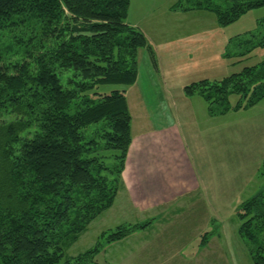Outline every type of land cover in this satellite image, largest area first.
Segmentation results:
<instances>
[{
	"label": "trees",
	"instance_id": "obj_1",
	"mask_svg": "<svg viewBox=\"0 0 264 264\" xmlns=\"http://www.w3.org/2000/svg\"><path fill=\"white\" fill-rule=\"evenodd\" d=\"M129 4L0 0V31L38 27L22 53H0V264H90L104 244L148 224L118 225L91 248L65 254L112 206L132 140L126 88L137 81L138 50L153 49L127 22ZM262 6L264 0H195L173 9L210 11L228 25ZM104 85L116 87L100 92ZM184 92L202 97L210 115L246 109L264 98V60ZM230 95L239 97L234 105ZM238 217L252 264H264V194L246 200Z\"/></svg>",
	"mask_w": 264,
	"mask_h": 264
},
{
	"label": "rangeland",
	"instance_id": "obj_2",
	"mask_svg": "<svg viewBox=\"0 0 264 264\" xmlns=\"http://www.w3.org/2000/svg\"><path fill=\"white\" fill-rule=\"evenodd\" d=\"M193 1L130 0L127 22L146 35L153 47V52L148 55L153 56L155 67H152L153 77H150L146 64L148 57H145L147 50L140 48L137 62L142 78L126 91L130 131L137 138L151 125L165 121L177 124L201 185L195 212L201 215L197 226L199 233L208 239L216 234L226 240L231 251V264H252L248 247L238 234V212L246 200L261 192L264 194V98L246 109L210 115L202 97L185 94L184 87L203 79L221 80L264 60V6L248 10L228 25H219L210 11L173 9L179 2L190 5ZM31 28L27 24V27L0 31V53L6 56L17 51L22 53L23 41L34 35L38 27ZM35 40L33 37L32 42ZM115 87L104 85L99 91L108 92ZM238 100L237 95L229 96L231 105ZM157 102H161V115L154 118L150 108ZM143 105L148 108L149 116L145 115ZM128 175V170L121 173L119 185L122 191L119 194L117 191L110 208L89 223L66 250V256H76L91 248L104 231L122 224L145 223L146 218L152 216L149 212L152 207L142 212L134 204L127 192ZM182 212L186 213V209ZM179 214L181 217L175 221L182 223L171 230H163L171 235L162 232L154 236L162 241L160 243L180 242L181 237H186L184 232L191 230L192 226L188 225L192 223L193 215ZM151 232L139 228L130 238L138 241ZM170 237L175 239H168ZM201 238L199 235L193 237L189 249L195 248L193 241ZM128 239L124 237L104 244L95 255V262L90 264H129L123 252L127 250ZM135 259L138 262L141 258L136 256Z\"/></svg>",
	"mask_w": 264,
	"mask_h": 264
},
{
	"label": "crops",
	"instance_id": "obj_3",
	"mask_svg": "<svg viewBox=\"0 0 264 264\" xmlns=\"http://www.w3.org/2000/svg\"><path fill=\"white\" fill-rule=\"evenodd\" d=\"M148 54L147 51V54L145 53V57H148L147 69L150 77H153L155 67ZM141 78L142 74L138 66L136 83ZM159 104L161 102H157L155 107L150 108L154 118L161 115ZM143 109H145L144 105ZM145 111V115L149 116L148 108ZM140 134L137 138L131 135L132 140L122 172L128 170L127 192L130 193L134 204L139 206L140 211L144 212L146 208L152 207L149 209L152 216L146 218L148 224L142 228L152 232L138 241L130 238L135 236L131 235L132 233L127 236V239H130H128L127 250L123 252L126 253L125 257L129 259V264L137 262L136 256L141 258L136 264H231L228 242L216 234L209 239L204 238L197 228L201 222V215L195 212L201 185L186 152L177 124L165 121L157 126L151 125ZM121 191L119 185L118 194ZM184 209L186 213L182 212ZM179 212L193 215L192 223L188 225L192 226L191 230L184 232L186 237H181L180 242L160 243L162 241L154 236L182 223L175 221L176 218L181 217ZM198 235L202 237L201 240H194L195 248L189 249L192 238Z\"/></svg>",
	"mask_w": 264,
	"mask_h": 264
}]
</instances>
